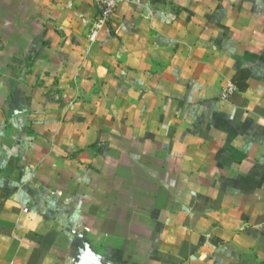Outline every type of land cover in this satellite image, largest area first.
Instances as JSON below:
<instances>
[{
	"label": "crops",
	"instance_id": "crops-1",
	"mask_svg": "<svg viewBox=\"0 0 264 264\" xmlns=\"http://www.w3.org/2000/svg\"><path fill=\"white\" fill-rule=\"evenodd\" d=\"M99 13L0 0V264H264V0Z\"/></svg>",
	"mask_w": 264,
	"mask_h": 264
},
{
	"label": "built area",
	"instance_id": "built-area-1",
	"mask_svg": "<svg viewBox=\"0 0 264 264\" xmlns=\"http://www.w3.org/2000/svg\"><path fill=\"white\" fill-rule=\"evenodd\" d=\"M100 5V13L95 18L89 31L88 38L94 42L98 39L102 28L109 23L115 15L120 4L131 0H95ZM234 90V86L229 83L223 91V96H228Z\"/></svg>",
	"mask_w": 264,
	"mask_h": 264
}]
</instances>
